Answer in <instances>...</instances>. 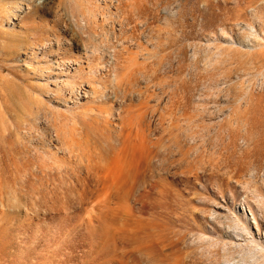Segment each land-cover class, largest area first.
Wrapping results in <instances>:
<instances>
[{
    "label": "rangeland",
    "instance_id": "374dc122",
    "mask_svg": "<svg viewBox=\"0 0 264 264\" xmlns=\"http://www.w3.org/2000/svg\"><path fill=\"white\" fill-rule=\"evenodd\" d=\"M19 3L0 264H264V0Z\"/></svg>",
    "mask_w": 264,
    "mask_h": 264
},
{
    "label": "bare ground",
    "instance_id": "6f19581e",
    "mask_svg": "<svg viewBox=\"0 0 264 264\" xmlns=\"http://www.w3.org/2000/svg\"><path fill=\"white\" fill-rule=\"evenodd\" d=\"M21 2V1H25V2H27V1H30V0H4V1H0V18H2V17H7L8 19V21H9V18L12 16H14V15H16V11H19L20 9H21V5H20V3L19 2ZM13 18H15V17H13ZM2 20V19H1ZM4 20V19H3ZM72 140H74V139H72ZM129 167V166H128ZM125 170V169H124ZM125 176H128V174H127V172L126 173H122L121 175H120V178L121 177H125ZM119 180V179H118ZM126 180H127V178H126ZM125 181V180H124ZM118 184V183H117Z\"/></svg>",
    "mask_w": 264,
    "mask_h": 264
}]
</instances>
